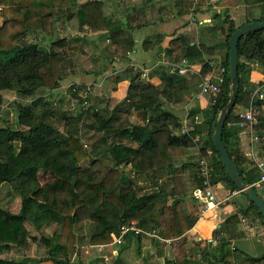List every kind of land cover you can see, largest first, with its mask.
I'll return each mask as SVG.
<instances>
[{
    "label": "trees",
    "instance_id": "16d2710c",
    "mask_svg": "<svg viewBox=\"0 0 264 264\" xmlns=\"http://www.w3.org/2000/svg\"><path fill=\"white\" fill-rule=\"evenodd\" d=\"M0 18V186L10 185L18 200L15 209L0 205V264H26L23 252L31 242L44 247L45 259L56 264H74L73 256L79 251L75 231L85 223L91 226L87 236L91 246L110 244L119 226L131 221L142 230L156 231L160 238H182L197 220V216L185 207V200L188 191L193 196L194 190L204 188L198 167L200 158H206L211 167V184L223 181L230 191H239L228 176L212 140L217 115L231 93L228 40L239 26L229 16L222 17L216 10L212 12L213 27H216L213 29L223 35L225 53L220 65L226 68L225 83L214 103L209 100L204 109L195 107L190 110L189 117L193 120L190 129L175 134L164 121L171 116L170 112L163 109L166 102L182 101L192 79L170 70L169 65L159 68L160 82L154 84L148 77L143 78L141 69L128 67L129 85L125 100L132 101L131 108L116 107L104 115L93 110L100 136L97 140L102 148L84 167L80 163L90 157V153L78 134V124L85 109L84 96L80 95L78 87L72 84L68 88L78 96L72 100L77 102L78 99L82 109L63 117L67 120L66 133L47 122L42 112H34L35 107L46 102L45 96L36 95L38 89L56 92L60 87L70 63L67 54L63 50H47L41 46V41H29L26 36L39 32L42 38L50 37L56 21L63 18L64 21L76 19L79 32L103 31L115 40L120 37V23L112 21L99 0L83 3L78 0H0ZM250 20L261 22L263 19ZM64 41L56 38L53 45L59 46ZM120 41L122 55L133 49L132 38L125 37ZM150 41H143L144 50L149 49ZM184 41L183 36L173 39L166 53L176 54L174 63L182 59L188 63L200 62L202 66L196 75L200 79L211 71L213 64L202 59L207 50ZM178 48L182 50L177 51ZM237 52L238 94L226 116L222 141L243 181L252 186L260 172L241 154L236 144L237 129L229 124L237 122L239 108H244L250 99L249 90L243 89L248 82L245 61L257 60L264 67V29L243 34ZM5 90L15 91L21 98H33L27 104L12 102L17 111L14 126L8 124L2 113L1 93ZM48 103L55 105L53 99ZM263 107L264 100L256 101L259 129H264ZM130 109L137 117L134 122L130 120ZM157 109L163 110L162 114L147 117ZM199 114L202 122H195L194 118ZM203 125L208 126L204 136ZM198 142V158L177 169L174 157L185 155L186 149ZM129 164L131 167L126 170L125 166ZM186 169L189 172H185ZM181 171L188 174L187 184ZM137 177H143L149 188L143 189ZM164 179L171 180L172 187L168 191L163 189L168 182L161 184ZM239 192L248 205L238 212L243 216L251 212L264 228L258 208L244 192ZM256 192L264 199V192ZM237 214L228 217L225 223H237ZM26 223L32 225L33 231L26 228ZM141 235L127 234L120 250L125 249V239L138 243ZM227 243L220 241L216 246L219 256L207 250L200 253L195 246L189 254L198 252L200 259L187 256L182 260L167 259L164 264H231L230 256L237 264H240V258L247 264H264V251L258 256H248L236 248L224 250ZM12 252L20 255L11 256Z\"/></svg>",
    "mask_w": 264,
    "mask_h": 264
},
{
    "label": "crops",
    "instance_id": "0c3cea01",
    "mask_svg": "<svg viewBox=\"0 0 264 264\" xmlns=\"http://www.w3.org/2000/svg\"><path fill=\"white\" fill-rule=\"evenodd\" d=\"M84 1L87 0H78V3H83ZM99 1L103 2L104 12L111 17L112 21H118L121 25L120 37H116L115 40H111L107 33L105 34L103 31L94 33L79 32L77 30L76 19L64 21L63 18L58 19L54 24L52 36L42 38L41 33L32 32L28 33L26 38L28 37L29 41H41V46L47 48V50L48 48L54 51L63 50L67 54L70 63L64 72L60 87L56 92H48L51 95L55 94V97L52 98L54 103L60 96L66 93L65 89L67 90L70 85L74 84L78 87L80 95L84 96V100L90 96L91 98L92 96H101L100 100H103V102L98 104L95 110L103 115L116 107L131 108L130 103L132 101L125 100L129 85L127 69L130 63L135 64L139 68L146 69L149 80L154 84H159L160 82L157 74L160 67L167 68V65L180 64L179 62L174 63L171 61L172 59L170 60V57H173L174 54L167 55L166 53V49L172 46V40L177 37L183 36L184 42L190 41L191 44L200 45L202 49L207 50L202 54V59L210 62V64L220 65L225 48L223 47V35L218 29L214 30L216 27H213L212 12L214 10L222 14V17L225 15L229 16L234 24L239 27L247 22H254L250 19L262 18V21H264V0ZM125 37L132 38L134 42L133 49L129 51V55H126V53L122 55L119 52L122 49L120 40ZM56 38L65 39V41L59 46H54L53 41ZM146 39L151 40L153 44H151L147 51L143 49L142 45ZM83 44H87L89 51L82 46ZM178 50L180 51L182 48H178ZM76 51L79 54L88 52L87 57L91 63L89 64L90 66L81 68L72 62V59H75L73 56H75L74 53ZM188 64V69L183 74L192 79V82L188 87L186 95H184L180 103L166 102V106L163 109L170 112L171 116L166 117L164 121L175 134L186 132L190 129L193 123V120L189 117L191 109L195 107L204 109L209 103L207 96L199 94V83L202 77L198 79L196 75L200 71L202 64L197 61ZM245 65V76L248 79L245 85L248 86V89L249 87H260L264 94V67L257 60L245 61ZM83 92L84 95H82ZM71 105H77L76 101L72 100L70 107ZM242 109L239 108V111ZM262 109L264 113V107ZM163 110L157 109L153 113L148 114L147 117L154 118L159 116ZM130 111L132 113L130 119L136 117L135 111L133 109H130ZM136 120L137 117L135 118ZM194 120L195 122H200L202 120L200 114L195 116ZM207 127V125H203L204 131L202 136L206 133ZM98 139H100L99 135ZM196 139L198 140L199 137L196 136ZM236 144L248 162L252 161L250 152L255 159L264 162V144L251 146L246 136L238 137ZM199 146L198 142L196 145L187 148L185 155L174 157V165H176L177 169L183 163L198 158ZM130 167V164L126 165L125 169L128 170ZM185 172H189V170L186 169ZM182 175H184L187 182L188 174L183 171ZM166 180L161 181V184L163 185ZM170 187L172 185L168 183L163 186V189L168 191ZM212 191L215 198L214 203L206 209H203L205 207L203 200H196L190 191L186 193L185 207L189 212H194L197 220L184 236L192 238L194 242L198 243L199 247L209 245L213 249L208 250V252L216 256H219L220 253L216 248L220 241L228 242L224 250L231 251L236 248L239 252L241 251L248 256H251L248 253L249 250H261L263 252L264 245H262V240L264 241V228L259 219L251 212L247 216H243L238 212V210L245 209L248 205L244 195L236 190L230 191L223 181L213 183ZM236 212L238 213L237 223L226 224L225 220ZM142 236L144 235H141L138 242V251L141 248H147L149 249V254L156 253L158 256L160 253L154 250L155 248L160 249V241L155 239L154 244L149 245ZM210 239L212 240L211 242H209ZM132 241L133 239H125L123 244ZM237 241L243 242L242 249L236 246ZM89 246L92 247L91 245ZM162 247L164 252L162 253V257H157V260H162V264H164L165 256H167V259L171 258L168 251L169 245L163 244ZM92 248H99L102 252L101 257L107 260L106 262L104 260L106 264L123 263L124 255H126V250H118L115 244L98 245ZM104 249L113 258V261L109 262L107 254L103 253ZM87 251L86 249L85 252ZM43 253H26L24 254V262L26 264H56L51 260L45 259V252ZM230 257L233 258V256ZM93 262L92 264H95L98 260H93Z\"/></svg>",
    "mask_w": 264,
    "mask_h": 264
},
{
    "label": "rangeland",
    "instance_id": "374dc122",
    "mask_svg": "<svg viewBox=\"0 0 264 264\" xmlns=\"http://www.w3.org/2000/svg\"><path fill=\"white\" fill-rule=\"evenodd\" d=\"M82 46L84 48L88 47L87 44H83ZM50 49L51 48H48V50ZM88 49L89 48H87V50ZM74 54L75 56H73V58L75 59H72V62L78 65V67L84 68L86 66H90L89 64L91 63L89 62V58L87 57L88 52L79 54V52L76 51ZM175 55L176 54H174L173 57H170V60L172 59L171 61H173V59L175 58ZM167 58L169 59V57ZM94 66L95 64L93 65V68ZM147 77L148 76L146 77L144 76L143 78H147ZM65 91L66 93L60 96V98H58V100L55 102L56 104L51 106L48 102L51 101L53 97H55V94L51 95V94H48V92H45L42 88L38 89L36 95L45 96L46 102L43 105L34 108L35 113L42 112L44 114L45 120L49 122L50 124L54 125L55 127H57L63 133H66L68 129V126L66 123L67 120H65V118L63 117L68 114L73 115V113L76 112V110L82 109V106L79 104L78 99H76L77 105H75L74 108L70 107L72 98H76V97L78 98V96L73 95V92H70L69 89L67 90L65 89ZM82 95H84V92L82 93ZM1 96H2V113L4 114V117L8 120V124L14 126V120L16 118L17 111H16V108L12 105V102L16 101L22 104H27V103H30L33 100V98L31 97L21 98L15 93V91H12V90L2 91ZM100 97L101 96H92L91 98L90 96L89 98L85 99L86 104H84V107H85V109L83 110L84 113L82 114V117L78 124L79 137L82 143L84 144V147L86 148V150L90 153V157H87L85 160H83L80 163V165L83 167L87 166L91 162L92 157H95L96 155H98L99 149L102 148V144H100L97 140L98 139V132L96 130L97 121H96V116L93 115V110H95L96 106L103 102V100L102 101L100 100ZM88 108L89 110H87ZM135 118L136 117H132L130 120L134 122ZM183 179L185 183L187 184L185 177H183ZM136 180L137 182H139L140 186L143 189L146 190V188H149L148 182L145 179H143V177H137ZM168 183L171 184V181H168ZM17 204H18V200L14 196V193L11 190L10 185L2 184L0 186V205L6 206L9 209H15L17 207ZM190 213L195 215L193 211ZM26 228L30 231H33L32 225L28 223H26ZM90 228L91 226L85 223L84 226L76 229L75 233L78 237L77 239L78 241L76 242V247L79 248V251L76 255L73 256V262L76 264L77 262H79L78 264H92L94 263L93 260H98V262H96L95 264H106L105 262L107 260L101 257L102 252L99 250V248H92L93 246L90 247L88 244V237L86 236H88V232ZM156 234L158 235L157 232ZM142 235H144L142 237L145 238V242H147L149 245L154 244L155 239L158 240L157 237L146 236L145 234H142ZM160 243H161L160 249L158 250L155 248L154 251L160 253L158 254V256L162 257V253L164 252L162 245L167 244L169 245L168 251L170 253L169 255L171 259L182 260L183 258L189 256V258L191 259L198 260L201 258L200 257L201 250L208 251L210 249L211 250L213 249V248H210L209 245H204L203 247H199L198 243L194 242L192 238H190L189 236H183L182 238H179V239H172L170 242H167V243L164 241ZM243 245H244L243 242H238V241L236 242V246L240 249H242ZM262 245H264L263 240H262ZM116 246H117V249L120 250L121 245H116ZM195 246H197V250L200 253L196 252L194 254H189L190 253L189 250L191 248H195ZM86 249L88 250L87 252H85ZM122 250H126V255H124L125 258L123 259V263L120 262V264H162L163 263L162 260L161 261L157 260L158 256L156 255V253L149 254V251H148L149 249L147 248H144V249L141 248L140 251H138V243L135 240H133L130 243H126L125 249H122ZM31 252L34 254H41V253L44 254L43 252H45V249L38 242H31L29 247L23 252V254L31 253ZM103 253L107 254L108 256L107 259L109 260V262L113 261V258L110 257L109 253L105 251V249ZM248 253H250L251 256L252 255L258 256L262 253V251L261 250L259 251L249 250ZM19 255L20 253H14V252L11 253V256L18 257ZM230 259H231V264H237L235 260L232 259V257ZM164 260H167V256H165ZM239 263L247 264L245 263V260L243 258H240Z\"/></svg>",
    "mask_w": 264,
    "mask_h": 264
},
{
    "label": "built area",
    "instance_id": "2783aa9c",
    "mask_svg": "<svg viewBox=\"0 0 264 264\" xmlns=\"http://www.w3.org/2000/svg\"><path fill=\"white\" fill-rule=\"evenodd\" d=\"M130 52H126V55H129ZM188 62L185 59H182L180 64H172L170 66V70L178 71L180 74H183L188 69ZM129 67H132L134 70L141 69L142 76H147V70L143 68H139L133 63H130ZM225 74L226 68L222 65H213L212 69L209 73L204 75L201 78L199 83V94L203 96H207L209 100L214 103L217 100V97L221 91L222 85L225 83ZM244 90H249V102L248 104L240 111L238 115V120L234 124H229L231 126H235L238 129L237 136L241 138L242 136H246L249 140V144H264V129L258 128V119L256 117V101L262 100L264 98V94L261 91L260 87H255L252 89H248L247 85H243ZM86 103V102H85ZM210 154V151H208ZM251 154L252 166L258 168L260 175L259 178L253 182L251 187H255V189L259 192H264V162L261 160H257ZM198 167L200 175L203 178V189H196L193 191V196L197 199L203 200L204 208L206 209L214 203V195L212 191V184L210 181V173L211 167L208 164L206 158H200L198 161ZM242 221H244L242 219ZM145 234L148 236L157 237L161 241L170 242L172 239H163L158 237L156 231H145L139 228L135 221H131L129 224H122L119 226L118 233L112 235L111 243L115 245H120L124 239V237L129 234ZM212 240L210 239L209 242ZM102 246V245H99Z\"/></svg>",
    "mask_w": 264,
    "mask_h": 264
},
{
    "label": "water",
    "instance_id": "95a60500",
    "mask_svg": "<svg viewBox=\"0 0 264 264\" xmlns=\"http://www.w3.org/2000/svg\"><path fill=\"white\" fill-rule=\"evenodd\" d=\"M264 29V21L262 22H247L243 24L242 26L235 29L232 34L229 37V74H230V81H231V93L229 100L227 104L219 111L215 127L213 130V145L215 147V150L217 151L221 162L223 166L225 167V170L228 174V176L231 178V180L234 182L236 188L244 192L248 199L252 201L255 206L258 208L263 220H264V199L256 192L254 188L247 185L240 173L238 172L237 168L235 167L232 159L230 158L228 152L226 151L223 141H222V132L223 127L225 123L226 116L228 114V111L231 107L234 106L236 97L238 94V75H237V69H238V52H237V44L240 39V37L250 31H256Z\"/></svg>",
    "mask_w": 264,
    "mask_h": 264
}]
</instances>
